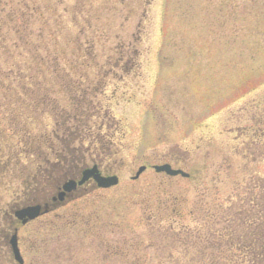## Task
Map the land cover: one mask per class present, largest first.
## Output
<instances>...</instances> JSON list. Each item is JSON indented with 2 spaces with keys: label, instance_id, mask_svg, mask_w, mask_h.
Here are the masks:
<instances>
[{
  "label": "rangeland",
  "instance_id": "rangeland-1",
  "mask_svg": "<svg viewBox=\"0 0 264 264\" xmlns=\"http://www.w3.org/2000/svg\"><path fill=\"white\" fill-rule=\"evenodd\" d=\"M76 100L88 108L80 137H101L121 179L95 199L118 225L148 232V264H236L204 248L232 230L233 207L251 219L260 204L264 0H0L4 127L60 134ZM163 164L191 178L148 170L132 181Z\"/></svg>",
  "mask_w": 264,
  "mask_h": 264
},
{
  "label": "flooded vegetation",
  "instance_id": "flooded-vegetation-1",
  "mask_svg": "<svg viewBox=\"0 0 264 264\" xmlns=\"http://www.w3.org/2000/svg\"><path fill=\"white\" fill-rule=\"evenodd\" d=\"M44 100L51 103L47 95ZM18 127L5 128L0 121V156L7 157L0 159L2 261L16 264L11 247L15 237L24 257L34 255L31 264H148V232L133 229L132 224L118 225L113 209L103 207L101 212L100 198L95 197L113 188L100 189L93 177L84 180V173L92 170L104 177L113 175L101 159L103 154L112 156L102 150L101 137H68V130L48 136L46 129L42 137H32L31 130L22 133ZM72 182L75 186L69 187ZM27 208H38L39 217L24 222L18 212ZM155 236L153 247L158 251L163 248L162 227Z\"/></svg>",
  "mask_w": 264,
  "mask_h": 264
},
{
  "label": "trees",
  "instance_id": "trees-1",
  "mask_svg": "<svg viewBox=\"0 0 264 264\" xmlns=\"http://www.w3.org/2000/svg\"><path fill=\"white\" fill-rule=\"evenodd\" d=\"M89 101H92V99H89ZM56 103H58V101L54 102V104ZM76 103L77 109L80 111H77L76 113L69 112L68 114H63V116H66V119H63L66 124L68 123L69 127L67 133L68 137L80 136L79 132H81V129H78L75 125L78 119L82 117V109H88L86 106L82 107L77 100ZM54 109L56 108L54 107ZM26 119L27 117H23L24 121ZM256 189H261L262 191L256 200L255 197H253V201L255 200L256 202H260V204L255 208L247 210L249 215H253L255 217H251V219H244L240 218L241 216L237 213L230 215L232 217L230 222H232V220L237 221L230 224L232 230L226 229L230 230L229 233L225 232L224 235L222 234V238H225L226 241L222 240L221 235L217 236V238L214 239L218 240L217 243L207 244L205 248L203 247L206 252L210 249V247H212L216 250V253L212 254L221 256L223 251L228 252L229 254L226 253L225 258H230L229 260L231 262H236V264H264V181H262ZM242 216H244V214ZM244 230L248 233H245ZM238 231L243 232V235H236ZM240 248H242V250H238ZM255 248L258 250L256 252H252ZM222 257H224V255H222Z\"/></svg>",
  "mask_w": 264,
  "mask_h": 264
},
{
  "label": "water",
  "instance_id": "water-1",
  "mask_svg": "<svg viewBox=\"0 0 264 264\" xmlns=\"http://www.w3.org/2000/svg\"><path fill=\"white\" fill-rule=\"evenodd\" d=\"M144 171H145V168H141L136 178H138ZM156 171L159 172V173L160 172H166L170 176L181 175V176H183L185 178L189 177V174L185 173L184 171L173 170L170 165L158 166V167H156ZM90 174H92V173H88L87 174L88 177H87V179H85V181L88 180L91 177H95L97 179V181L99 182L100 187H103V188H109L111 186L117 185L118 182H119L118 178H116V177L104 179V178H101L100 176H95V175H90ZM28 213H29V211L27 212V214ZM36 216H38L37 213L36 214L35 213H30L29 218L30 219H34ZM12 244H13V248H14V252H15L17 260L22 263L23 260L21 259L20 251L18 250V245H17L16 240H14Z\"/></svg>",
  "mask_w": 264,
  "mask_h": 264
}]
</instances>
